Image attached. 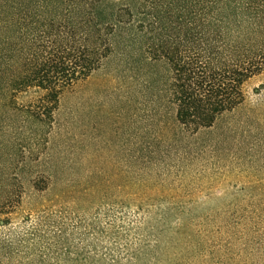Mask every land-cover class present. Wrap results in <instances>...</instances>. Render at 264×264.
<instances>
[{"label":"rangeland","instance_id":"374dc122","mask_svg":"<svg viewBox=\"0 0 264 264\" xmlns=\"http://www.w3.org/2000/svg\"><path fill=\"white\" fill-rule=\"evenodd\" d=\"M128 48L63 92L37 156L10 151L0 264H264V73L191 151H165L149 81L167 66Z\"/></svg>","mask_w":264,"mask_h":264},{"label":"trees","instance_id":"16d2710c","mask_svg":"<svg viewBox=\"0 0 264 264\" xmlns=\"http://www.w3.org/2000/svg\"><path fill=\"white\" fill-rule=\"evenodd\" d=\"M125 47L166 64L162 85L149 81L151 121L165 122V151H191L264 73V0H0V226L18 204L10 151L37 156L63 92Z\"/></svg>","mask_w":264,"mask_h":264}]
</instances>
